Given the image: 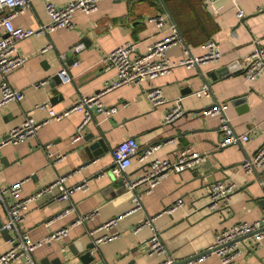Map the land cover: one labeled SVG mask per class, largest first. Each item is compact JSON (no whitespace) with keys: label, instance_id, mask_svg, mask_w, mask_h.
<instances>
[{"label":"crops","instance_id":"0c3cea01","mask_svg":"<svg viewBox=\"0 0 264 264\" xmlns=\"http://www.w3.org/2000/svg\"><path fill=\"white\" fill-rule=\"evenodd\" d=\"M47 1L64 5L69 0H29L26 10L12 18L13 24L36 28L47 23L50 20L45 9ZM155 2L99 0L95 10L85 13L78 9L73 13L72 29L60 27L18 40L16 51L27 56V60L11 70L6 79L14 89L23 90V97L0 106V143L26 116L38 120L45 117L46 111L37 107L39 103L49 102L55 109H63L83 95L103 90L115 78L114 69L105 71L102 68V57L110 49L130 40L136 52L142 53L146 45L167 34L169 23H173L181 41L167 47L170 59L181 58L184 46L192 54L199 55L204 51L201 43L210 38L221 52L218 61L204 62L196 67L176 65L153 79L111 87L102 92L99 99L105 106H115L116 110L106 117L94 114L81 133L99 127L109 140L110 149L122 138L132 136L138 151L131 155V164L124 171L132 182L146 173L149 161L154 158L173 160L185 147L200 155L217 150L221 137L218 118L201 115V111L211 104L225 102V112L234 133L248 136L245 141L229 144L215 153L217 163L213 164L226 167L212 174L214 180L228 178L234 182L228 203L217 210L209 208L205 178H193L185 168L179 172L167 171L148 193L143 192L146 182L134 185L135 192L142 193L141 205L131 210L133 193L127 187L123 190L105 173H98L113 163L111 153L83 165V140L73 142L83 115L74 111L39 127L35 138L0 147V186L23 181L22 199L60 177H66V187L88 181V192L78 191L68 200L59 199L56 189L29 202L19 229L26 231L34 243L61 228L69 229L64 239L44 242L35 249L33 258L37 264H82L72 247L82 250L91 239L104 233L114 237L95 245L94 259L89 264H157L170 257L181 260L205 251L213 235L223 227L241 220L253 221L264 213V167L250 173L239 169L240 162L250 157L264 140V71L252 81L244 80L237 71L210 78V73L221 66L234 65L240 70L254 42L264 41V0H212L211 5L206 0H162L163 9L158 0ZM236 9L243 10L240 18L235 15ZM159 12L165 15V21L161 29H156L148 17ZM49 41L53 47L40 51ZM78 43H83L84 48L76 51L74 47ZM61 53L66 54L65 61ZM67 60L73 61L68 64ZM65 63L72 81L55 83L52 77ZM43 79L49 81L35 87ZM202 84L207 85L208 92L196 96L194 92ZM152 86L159 88L167 100L178 97L184 114L163 123L162 117L170 102L155 106L147 101L145 92ZM154 143L159 146L140 159V151ZM46 145H50L51 152L63 153L65 157L52 163ZM5 200L12 202L9 194L5 195ZM176 200L181 204L167 212L165 209ZM90 212H93L92 217L82 220ZM118 215L121 217L109 228L101 227ZM147 219L152 228L133 229ZM5 221L6 208L0 205V223ZM153 228L164 246L163 252L149 253L146 242ZM10 234L17 238L16 232L10 231ZM12 245L9 237L0 231V255ZM240 248L241 254L226 264H264V238L256 245L251 235L242 237ZM186 264L221 263L210 254Z\"/></svg>","mask_w":264,"mask_h":264},{"label":"built area","instance_id":"2783aa9c","mask_svg":"<svg viewBox=\"0 0 264 264\" xmlns=\"http://www.w3.org/2000/svg\"><path fill=\"white\" fill-rule=\"evenodd\" d=\"M99 0H69L64 5H56L54 2H45V9L50 16V20L47 23H41L36 28L15 26L12 22V18L20 12H24L29 0H0V106L9 101H20L23 97V90L14 89L9 81H7V74L24 64L27 60V56L18 54L16 51V43L18 40L30 36L36 33H48L54 31L56 28L73 27L72 16L73 13L80 9L85 13H89L96 9L97 2ZM207 4L211 5L212 0H206ZM235 15L240 18L243 15V10L236 9ZM148 20L153 23L156 29H161L164 25L165 15L157 13L148 17ZM167 29L169 32L162 38L155 40L145 47V51L142 53L136 52L134 43L130 40L123 42L110 49L102 57L103 70L115 71V78L110 84L99 92L93 93V95H83L80 99L76 100L74 104L63 108L55 109L49 102H42L37 105L40 109L46 111V115L42 119H36L30 115L17 125L11 128L6 137L0 143V147L5 144L18 145L23 141L37 137L39 127L50 122L51 120H59L66 117L68 114L74 111L82 113L83 120L78 125L77 131L73 142L81 139V129L83 126L93 118L94 114H99L106 117L112 114L116 108L115 106H105L99 99V95L111 89V87H117L122 84H138L147 79H153L154 77L164 74L176 65L186 67L200 66L204 62H217L220 57V50L215 47L213 39H206L201 43L204 51L199 55H194L190 52L187 46L183 47L182 57L178 60H172L166 54L167 47L181 41L179 31L175 24L169 23ZM253 49L245 55L244 65L241 67V76L246 81H252L262 71H264V41L254 42ZM53 47V44L49 41L45 46L41 47L40 51H45ZM84 48L83 43H78L74 49L79 51ZM60 57L63 61L66 59V54L61 53ZM61 80L64 83L71 82L72 76L66 68V63L63 68L58 71ZM48 79H43L35 84L38 87L47 83ZM208 87L206 84H202L201 87L194 92L196 96L201 94H207ZM145 97L152 105H160L170 102L169 108L163 114V123L173 121V119L180 117L182 114L180 99L173 98L167 100L161 95V91L157 87H149L145 92ZM227 103L219 102L206 106L201 111L202 114H210L218 118V131L221 133V137L218 140V146L235 144L238 141H245L248 136L245 133H234L230 125L229 118L226 115L225 109ZM159 146V143L149 144V146L143 148L140 153V159L145 158L155 148ZM47 156L52 163H58L65 155L63 153H53L50 151V145L45 146ZM138 151V144L136 140L131 136H127L118 141L111 149V156L113 157V167L110 172L114 175H120L131 164V155ZM250 157L243 159L239 164V169L243 172L250 173L257 168L264 167V140L257 146L252 152ZM200 155L191 150L189 147L180 149L177 152L176 158L170 159H158L154 158L149 161L148 170L144 175L139 176L132 180V182H125L128 189L140 182H146L147 186L143 192L148 193L152 186H154L159 180L164 177L167 171L185 169V167H192L200 160ZM66 177H60L56 182L40 188L39 191L31 194L30 196L20 198L22 192V182H16L9 184L8 186H0V205L6 208V221L2 225L1 229H8L9 231L16 232L17 238L11 237L9 240L12 247L0 255V263H15V264H37L33 258V252L36 248L41 247L44 242L60 241L67 235L69 229L61 228L58 231L52 233L50 236L42 240L41 242L34 243L29 234L24 231H20V226L24 220L25 214L28 210V204L31 201L40 199L42 196L52 193L54 190H59V199L68 200L73 193L78 191L88 192V181L84 180L80 184L75 186H65ZM234 182L231 179L223 178L211 182L207 185V206L212 209H220L228 203L229 195L233 191ZM133 207L131 210L138 208L141 205L140 192H132ZM9 194L12 198L11 203H7L5 195ZM58 199V200H59ZM181 204L180 200L174 201L165 210L167 212ZM93 212L87 213L82 217V220L90 219ZM121 215L116 216L103 223L101 227L109 228L120 218ZM142 226H148L150 228V219L144 220L134 226V230L139 229ZM250 234L254 238V243L259 244V241L264 238V213L253 221H239L234 222L226 227H223L213 235L211 245L207 247L208 251L195 258L202 259L210 254H214L221 264L229 263L241 254L240 240L241 236ZM113 234L104 233L94 239V243L106 241L113 238ZM147 246L149 253L154 251L163 252L164 246H162L156 236V231L153 228L151 237L147 240ZM173 259L167 258L157 264H171ZM190 261V260H189ZM188 261V262H189ZM187 262V263H188Z\"/></svg>","mask_w":264,"mask_h":264},{"label":"water","instance_id":"95a60500","mask_svg":"<svg viewBox=\"0 0 264 264\" xmlns=\"http://www.w3.org/2000/svg\"><path fill=\"white\" fill-rule=\"evenodd\" d=\"M150 1L155 2V0H150ZM158 3H160V5L162 6L161 8L163 9L164 4H163L162 0H158ZM71 61H73V60H67L66 62L69 64ZM237 69H238V66L234 67V65L221 66V67H218V69H215V70H213V72L210 73V78L214 79V78L222 76V75H228L231 72L236 73V71L241 73V68H240V70L239 69L237 70ZM52 80L55 83L56 82L57 83L63 82L61 80L58 72H56V74L52 77ZM183 114H181V115H183ZM170 122H172V121H170ZM81 138L83 140L82 152H84V164H83L84 166H85V164L87 165L90 162H95V160L100 159L102 156H104L107 153H111L109 140H107L106 136L104 135V132L102 130H100L99 127H96L95 130L90 129V130L82 133ZM226 146L227 145H223L221 147H218L217 150L208 151V152L203 153L201 155L199 154L200 155L199 156L200 157L199 162L192 167H185V168L189 171V173L192 175L193 178H198L200 180L205 178V180H206L205 185H208L211 182L217 181V180H214V176L212 174H214L215 171H217V172L223 171L226 166H223L220 164H217V165L213 164V163H217V158L215 156V153L221 152V150L224 149ZM113 164L114 163L106 166L105 168H101V171H99L98 173L100 175L105 173L107 176H109V178L112 181H116L120 186H122V188L124 190L126 188L125 182H130V181L124 172H122L120 175H115V174L113 175L110 172V169L113 167ZM177 172H179V170H177ZM129 190L131 192H135L134 186L132 188H130ZM260 199H263V197H260ZM2 225L3 224L0 223V228L3 227ZM1 233L7 235L9 237V239L11 238V234H10V231L8 229H1ZM247 235H250V234H247ZM247 235L241 236V238L245 237ZM241 238H238L237 240H240ZM95 245L96 244L94 243V240L91 239L89 241V243L86 244V246L82 250L74 249L73 247L71 250H72L73 254L75 256H77L79 258V260H81L82 264H89L94 259V256L92 254V250L94 249ZM207 251H208V249H206L205 251H202L200 253L190 255L187 258H184L181 260H173L171 262V264H186L189 260H193V259L205 254Z\"/></svg>","mask_w":264,"mask_h":264}]
</instances>
